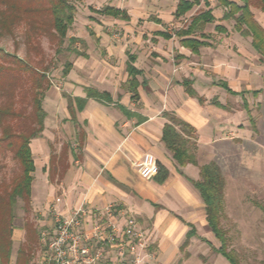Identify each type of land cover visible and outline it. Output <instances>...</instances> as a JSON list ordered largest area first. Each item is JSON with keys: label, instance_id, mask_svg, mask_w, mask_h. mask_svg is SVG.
Listing matches in <instances>:
<instances>
[{"label": "crops", "instance_id": "1", "mask_svg": "<svg viewBox=\"0 0 264 264\" xmlns=\"http://www.w3.org/2000/svg\"><path fill=\"white\" fill-rule=\"evenodd\" d=\"M180 1L115 0L105 8L119 9L128 15L127 19L98 11L91 14L97 26L92 27L91 34L100 42L104 58L98 61L89 57V52H83L84 56L76 54L63 83L64 93L49 92L44 99L47 119L54 115L57 121L53 131L60 136L67 133L70 138L75 135V142L70 146V166L56 184L49 181V140L39 137L31 144L36 165L33 207L44 220L42 230L52 228L53 219L48 212L57 197H62L58 205L61 214L86 208L90 228L99 220V213L106 215L107 210L113 209L109 218L120 229L129 218L136 219L160 264H231L219 252L221 241L210 229L204 200L190 180L200 179L201 166L216 162L222 143L251 138L252 132L258 130L250 105L263 104L264 57L253 46V37L238 31L234 18H225L228 8L222 0H186L196 4L184 16L177 17ZM231 1L243 5L241 0ZM203 3L205 11L191 14ZM251 11L264 28V10L253 5ZM209 12L212 22H201L189 34H178L189 30L194 17ZM229 20L235 21L233 27ZM185 22L188 24L183 25ZM101 24H108L109 28ZM167 24L180 27L171 32L165 28ZM184 40L202 44L194 51L183 44ZM174 50L176 55L170 58V51ZM130 65L141 71L136 77L137 100L132 99L129 88ZM184 82L190 84V91ZM87 88L108 93L113 101L108 104L89 99L84 109L77 112L86 137L81 157L76 158L71 153L79 146L76 127L64 95L86 98ZM172 118L194 130V138L184 136L195 144L196 149L191 144V153L198 165L180 167L166 148L164 128L172 124ZM49 127L46 122L44 136ZM57 147L60 151L62 145ZM147 153L169 171L164 182L160 181V173L149 179L140 176L137 164ZM192 228L196 236L185 246ZM108 249L113 250L107 247L106 252ZM185 253L189 257L182 261Z\"/></svg>", "mask_w": 264, "mask_h": 264}, {"label": "rangeland", "instance_id": "2", "mask_svg": "<svg viewBox=\"0 0 264 264\" xmlns=\"http://www.w3.org/2000/svg\"><path fill=\"white\" fill-rule=\"evenodd\" d=\"M16 1L18 2L16 5L20 6L19 3H21L22 8H26L28 4H34L30 0ZM114 1L115 0H81L75 2V22L62 44H58L57 41L52 39L49 35H46L42 27H39L38 31H32L26 26V23L22 22L18 25L12 23L11 31L6 32L2 30L0 25V48L4 49L7 53L18 56V58L29 62L30 65L42 69L46 66L49 67L48 77L51 87L46 92L45 98L49 92L64 93L65 87L63 83L68 77L65 75V70L67 65L70 64L76 56L70 47L77 48L81 52H89V57L98 61H102L104 58V55L101 54L100 42L98 40L96 42L94 36L91 34L93 31L92 27L96 25L93 24L90 16L94 14L95 11H98V9H104ZM14 2L15 1L12 0H0V15L8 13V10L11 12L10 9L13 8H10V6H13L12 3ZM257 5V0H255L254 6ZM36 7L40 8V10L43 9L40 4L35 5V8ZM205 10L206 6L203 3L200 7L194 8L191 14L196 15ZM256 14L259 18L261 17L257 10ZM31 18L36 20L38 16H31ZM39 20L44 21V15L39 17ZM229 22L231 27L235 25L234 20H229ZM186 24H188V22H185L183 25ZM101 25L103 28H109L108 24ZM179 27H177L176 24H167L165 28L168 31L175 32ZM210 28L213 29L214 27L211 26ZM28 31L32 35V40L29 42L27 37ZM218 36L219 35L214 36L216 37V39H214L215 42L219 41V39H217ZM72 38L82 40L87 46L84 45L82 41H77L75 44L71 45L70 40ZM115 39H119V37ZM88 43L91 44V46H89ZM170 52V58L175 57L176 51ZM2 57L0 55V64L11 65L7 63L9 61L5 57ZM31 85L32 79L30 75L24 72H15L14 75H3L0 81V104L3 106L12 105L17 112L24 113V120L28 117H32L33 105L32 92L30 90ZM43 106L45 107V100L43 101ZM250 106L253 108L258 130L252 132L253 135L251 138L236 139L230 144L222 143V147H219L220 150L218 149L216 162L220 165L225 178V210L222 217V226L229 236L228 249L233 251V254L236 255L241 264H264V211L260 207L264 206V100L263 104L259 107L256 106V103ZM47 117L45 119V126L47 122L50 127L47 135L44 136L46 131L45 128L41 138L49 140L52 146L51 159L54 156L56 157L57 162L54 166L55 169L53 168L55 170L54 172H57L56 178L54 181H51L49 177V181L52 184H56L62 181L63 177L61 176V171L63 170L64 164H69V149H71L70 146H72L71 142H75V135L71 138L67 133L66 135L64 134V136L58 135L57 131H53L54 126L57 125V121L53 119L54 115H51L49 120ZM17 122V120H11V118L7 119L6 117L2 123L3 125H0V137L3 136V130L9 124L14 127L13 131H17ZM74 126L76 127L77 140L78 130L84 129L80 125L78 127L74 124ZM35 140L36 139L32 140L31 144ZM58 145H62L60 151L57 147ZM224 145H226V147ZM66 146L69 147V153L64 157L62 154ZM75 152L78 156H81L78 146ZM62 159L64 160L63 162ZM50 168L51 160L48 172ZM67 170L68 168L66 171ZM20 173L21 167L14 157L13 150L4 145L0 148V194H2L7 187L12 185L13 180ZM24 207L25 203L22 201H20L16 207L12 235L13 256L10 264H15L18 250L27 241L26 225L28 223L33 224L39 232L43 231L41 229V224H43L44 220L40 215L41 213L34 211L33 201L29 207L30 209H28L29 211L25 210ZM48 215L50 216V209ZM148 244L145 254H143V264H160L152 244ZM32 248L33 259L31 264H43V256L46 252V248L41 244V236L40 240L33 245ZM194 252H196V250ZM185 254L184 259H181L182 261L189 257V253ZM106 256L109 257L108 260L111 257H115V250L108 249ZM200 262H202V259ZM204 263L209 264L207 262Z\"/></svg>", "mask_w": 264, "mask_h": 264}, {"label": "trees", "instance_id": "3", "mask_svg": "<svg viewBox=\"0 0 264 264\" xmlns=\"http://www.w3.org/2000/svg\"><path fill=\"white\" fill-rule=\"evenodd\" d=\"M10 6L11 12L3 13L0 15V25L2 30L10 32L12 29V23L18 25L26 23L27 27L32 31H38L39 27H42L46 35H49L52 39L62 44L68 36L70 28L75 22L76 6L75 2L81 0H30L32 4H28L26 8H22V4L16 5L18 3L16 0ZM255 0H241L243 5L231 0H222V4L228 8V12L225 15L226 19L234 18L236 21V28L242 33L251 35L253 37V46L258 52H260L264 57V28L255 20L254 14L251 11V7L254 5ZM30 3V2H28ZM40 4L43 7L35 8V5ZM196 2H190L186 0H181L178 4V9L176 12L177 17L184 16L186 13L191 11L195 6ZM257 6L264 10V0H257ZM41 13V14H40ZM98 13L109 15L113 17H122L127 19L128 15L119 9L114 7H107L103 10H98ZM40 14V15H39ZM11 15V16H10ZM44 15L45 20H39V17ZM31 16H38L35 20ZM214 20L211 13H204L197 17H194L192 24L188 28L187 32L179 31L178 34H189L193 29L197 28L201 22H212ZM12 21V22H11ZM220 30H224L220 28ZM1 37V35H0ZM28 42L31 41L32 35L27 32ZM78 40L77 38H72L70 40L71 45L75 44ZM83 42V41H82ZM183 44L197 51L201 42L195 40H184ZM71 50L78 56H84L85 54L78 50L77 48L70 47ZM0 55L2 58H6L11 65L0 64V81L3 75L12 74L15 72H24L29 74L32 79L31 92H32V105H33V115L27 119L24 113L17 112L12 105L3 106L0 104V125H3L4 119H14L17 120L16 126L17 131H13L10 124L7 125L3 130V136L0 137V148L4 145L10 148L14 152V157L20 164L21 173L15 177L13 183L10 187L0 194V264H10L13 256V223L16 216V207L20 201L25 203V210L29 211V207L32 202V187L34 182V172L36 170L35 160L31 148V142L34 139L41 137L45 130V118L46 112L43 108V101L45 99L46 92L50 89L51 83L48 77L49 67L46 66L43 69L30 65L29 62L18 58L10 53H7L4 49L0 48ZM133 59V57H132ZM135 60V59H134ZM71 64L67 65L65 70V75L67 76L70 72ZM129 74L132 77L130 80V90L133 93L132 99H139L137 89L139 83L136 79L137 75L141 74V71L136 69L133 65L129 66ZM186 87H189L188 82H184ZM190 91L191 88L189 87ZM86 98H72L71 96L64 95L68 101V110L71 115V121L79 127V122L77 120V112L84 109L87 101L89 99H96L97 101L111 104L112 97L108 93H101L96 89L87 88ZM121 110L127 115L129 112L125 110L124 107L120 106ZM29 120V121H26ZM178 126L182 128L177 129ZM77 141L79 143V151L82 154L84 140L86 133L84 130H78ZM194 138V130L187 124L182 123L176 118H172V124H166L164 128L163 141L166 148L172 153L174 160L180 167H184L188 164L198 165L195 155L191 153V144L196 149L195 144L186 138ZM69 147H65L62 156L66 157L69 153ZM71 153L76 158H80L74 150ZM63 157V158H64ZM65 159V158H64ZM64 160L62 159V162ZM56 157L51 159V168L49 177L50 180L54 181L56 178L55 164ZM69 164H64L63 174L68 168ZM54 168V169H53ZM169 175V171L160 165V181L164 182ZM193 186L200 192L204 203L206 205L207 221L210 229L216 235V237L221 241V248L219 252L231 263L240 264L236 255L233 254L232 250L228 249L229 236L227 231L222 226V217L225 209V178L220 165L217 162H212L208 165L200 167V179L190 180ZM264 211V206H260ZM26 236L27 241L24 245L20 247L17 253L15 264H31L33 257V245H35L41 236V232L33 225L28 223L26 225ZM196 236V230L192 228L187 235V240L185 246L189 244L192 237ZM39 239V240H38ZM43 246V245H42Z\"/></svg>", "mask_w": 264, "mask_h": 264}, {"label": "built area", "instance_id": "4", "mask_svg": "<svg viewBox=\"0 0 264 264\" xmlns=\"http://www.w3.org/2000/svg\"><path fill=\"white\" fill-rule=\"evenodd\" d=\"M137 169L144 179L160 173L158 160L151 153L143 156ZM61 202L62 197H58L50 207L52 228L41 232V244L46 248L43 264H143L149 244L135 218H129L120 229L110 220L113 209H109L106 215L99 213V220L90 228L86 208L61 214L58 208ZM107 247L116 252L113 260L106 256Z\"/></svg>", "mask_w": 264, "mask_h": 264}]
</instances>
